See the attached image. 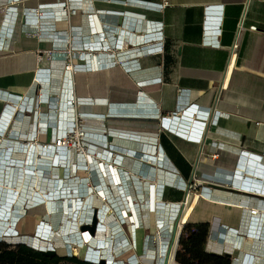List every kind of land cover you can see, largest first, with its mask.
<instances>
[{
  "label": "crops",
  "instance_id": "0c3cea01",
  "mask_svg": "<svg viewBox=\"0 0 264 264\" xmlns=\"http://www.w3.org/2000/svg\"><path fill=\"white\" fill-rule=\"evenodd\" d=\"M75 1L82 6L81 10L69 16L54 12V7L68 0H0V38L4 37L0 40V94L12 97H0V106L4 101L24 100V106L33 102L39 104L35 108L40 114L43 94L49 95V102L58 105L65 91L72 102V113L81 112L83 124L96 135L90 142L96 144L100 139L107 144L98 145V153L92 154L95 162L115 166L122 163L132 166L135 173L146 166V174L158 158L159 161L154 162L165 165L161 154L175 171L161 166L158 171L176 174L188 182L192 181L195 167L201 161L203 144L163 129L162 118L174 113L183 115L205 93L218 88L220 101H216L209 118L204 121L207 131L211 129L208 150L219 153L220 159L205 161L203 175L209 181L211 198L198 201L187 224L192 231L201 223L210 224L206 251L232 252L224 249L223 242L219 243L216 238L225 236V230L229 229L236 230L237 236H246L242 232L244 210L258 208L264 212L263 192L232 188L220 179V174L231 178L238 175L240 181L253 178L256 184L264 186V0H255L249 30L238 49L234 46L247 0H168L162 10L149 4L163 0ZM10 7H17L18 11H10ZM90 15L95 16L100 25L117 29L126 15H133L140 19L143 27L140 32L143 33L149 28V22L160 24L164 52L137 57L138 67L134 72L114 66L98 71L78 68L67 75L65 63L51 59L52 51L77 46L90 58L103 51L101 47L93 50L89 47L106 40V34L93 31ZM212 35L217 37L219 46L205 43L206 37ZM134 46L131 44L128 49ZM128 56L126 60L133 58ZM114 106L135 108L137 113L112 116L110 112ZM43 107L47 110L46 105ZM50 108L61 114L56 118L50 111L49 123L57 122L59 136H62L66 110L59 111L58 106L51 104ZM141 114L156 115L158 119L140 118ZM36 115L34 119L39 121L42 116ZM191 119L202 120L196 115ZM29 133L30 127L22 135L27 138ZM17 135H21L19 130L10 137L16 139ZM47 140L44 134L36 143ZM125 150L129 152L127 155L123 153ZM162 197L167 203H179L183 194L165 185ZM142 216V228L136 232L137 247L132 249L131 242L129 246L132 253H137L136 258L144 260L145 264H155L150 253L157 254L158 246L165 241L158 236L153 238L151 229L157 228L155 222L148 214ZM127 228L129 230V225ZM263 228L264 223L261 230ZM256 241L245 237L242 250L236 252L238 264L246 256L247 261H251L258 248L264 249V233ZM254 264H264V258L256 259Z\"/></svg>",
  "mask_w": 264,
  "mask_h": 264
},
{
  "label": "bare ground",
  "instance_id": "6f19581e",
  "mask_svg": "<svg viewBox=\"0 0 264 264\" xmlns=\"http://www.w3.org/2000/svg\"><path fill=\"white\" fill-rule=\"evenodd\" d=\"M5 30V28H4ZM3 30V31H4ZM119 30V34L121 35V38L123 37L122 34L126 37V29L121 27ZM146 33V32H145ZM144 33V34H145ZM118 38H116L117 40ZM136 38H131V41H135ZM107 40L109 41L108 37ZM110 42V41H109ZM88 56V55H85ZM90 58V55L88 56ZM73 69H75L73 67ZM11 96V95H10ZM8 95H1V98L6 99H12ZM63 99L60 100V103H50L51 105L58 106V110L65 111V120H66V127H71L72 123H69L68 119L70 116V119L73 118V111L72 106L70 102V99H67L66 92L64 91L62 95ZM49 95L44 94L43 100L44 102H49ZM29 106L27 103V106L22 105V108L25 109ZM195 111V108L191 111L186 112L184 116L187 118H192L193 113ZM137 111L135 108L131 107H121V106H114L110 112L112 116L114 115H128L133 116L136 114ZM38 114V112H37ZM40 115V114H38ZM36 115V116H38ZM55 115V112H54ZM140 118H152V119H158V116H151V115H139ZM179 119H168L165 121V126L175 132L178 133L181 136H184L186 138L194 139L193 133L190 132V130L187 129V126L182 125L181 119L184 117L180 116ZM195 117V116H194ZM12 118V108H7L5 113L3 114V117L0 121V133L5 134V129L7 127L8 121ZM50 115L44 114L42 117H40L39 121H36L35 123H32L30 127V133L27 137L34 139L38 133L42 132L45 134V131H49L50 135H54L56 138L57 135H59V125L57 122H54V120L49 123ZM193 122V119H191ZM51 124V125H49ZM56 125V126H55ZM49 126L51 128L49 129ZM66 128V129H67ZM47 134V133H46ZM25 137V135H22ZM134 136V135H132ZM99 137V136H98ZM33 143H30L29 146H26L21 143H14L9 144L11 145L9 148H7L8 141H4L3 143H0V241H6L9 239H18L22 240L23 242H26L27 244L39 248V249H56L59 248H65L67 251L71 250L74 245L78 247H82L83 249V258H87L88 260H101L102 258H105L108 260L109 263H116V264H125L123 259H116L113 254V248L115 244V240L122 242V237H120L121 234H125L123 224L118 221L116 224L112 225V228H107L104 230L106 226H102L98 232L96 237H94L89 232L86 233H74L70 234L65 232L63 223H67L68 216L71 211V204L73 203L71 199L77 197L79 203L81 200V195L83 193V189L79 186L77 179L73 178L70 179V181H67V185H63L60 178L57 177V174L54 172V167H60L66 162L62 159L63 151L61 148H59L57 145H47L36 143L35 139L32 140ZM102 142V140H101ZM7 148V149H6ZM16 149L17 151H25L27 157L25 160H14L10 157L11 152ZM126 152L128 150H125ZM88 160L87 152L85 154L79 155L78 153L75 155L73 159H75V162H72L71 164V172L76 173L78 172V162H80L81 166L84 164L83 161ZM145 157V156H144ZM84 158V159H83ZM165 158V159H164ZM160 159L165 163L166 167L172 168V165L166 160V157L164 156ZM93 159V158H92ZM106 162V161H105ZM6 163H15L18 165L17 168L12 169L9 172H5L3 174L2 169L4 168L3 165ZM22 164H24V167L21 168ZM200 164V170L203 174L204 172V162L203 159L199 162ZM89 166V165H88ZM91 167L97 169L103 177L105 175L108 176L107 180L104 179L106 182L105 184L112 183V186H115V193L118 195L121 199V202L115 201L117 208L120 209L121 207H124L127 211V218L126 221L130 222V216L131 213L128 212V210L133 211L135 215V219L140 227L142 228L141 224V217L140 212H145L146 209H150V197L152 194V190L154 186L151 187V178H140L139 175L133 173L131 174L132 179H130V182L127 180L126 174L124 171H120V168L115 167V165H110L106 163L97 164L95 160L93 159V162L91 163ZM151 167V166H150ZM147 167H140L138 172H143L144 169ZM151 168H149L150 170ZM111 172L114 173V175H111ZM3 176V177H2ZM50 176L52 178V181L47 180ZM4 178V179H3ZM221 181H225L228 185L232 186V188H238V189H244L247 191H259L264 193V186H260L258 184H252L250 180H243L240 181V176L234 175L232 178L229 177V175L220 174ZM41 181V183H40ZM175 185L177 188L185 189L188 191V186L186 185V182L182 180L179 176L172 173L157 171L156 175V186L155 188H160V190H155L154 195L156 198V202L159 199L160 191H162V188L167 185ZM38 187V188H37ZM103 188V186H101ZM102 192L105 194V196L109 195L107 194V190H102ZM96 191L88 195L85 201L82 202L84 207L91 206L92 204L99 205L101 209H112L111 205L103 204L102 197L100 195H94ZM107 194V195H106ZM194 202L192 204H188L187 207V214L183 215V220H181L178 230L180 231L182 227L184 226L185 221L188 219L190 212L195 207L196 201L199 197L205 196L211 198L210 192H205L203 190V187H199L197 191L194 192ZM203 199V198H202ZM103 204V205H102ZM39 205H45L48 211V217L51 218L50 222L44 221L39 225V228L37 230L38 235L36 237H24L22 238L20 236V233L17 230V225L21 218L25 215V213L28 210H31L35 207H38ZM122 209V208H121ZM158 211V219H155V225L158 229V231L162 230L165 231L166 229H175L176 228V217L178 215V212L180 210V204L179 203H170L169 205L165 204L164 206H160L156 209ZM61 212V215L57 216L55 214ZM75 211V210H74ZM122 211V210H121ZM74 214L76 215L77 212ZM56 217H55V216ZM121 217L123 214L121 213ZM244 228L242 229V232L247 234L249 230L252 228V216L250 215L249 210H244ZM256 218H260L256 217ZM261 221V218H260ZM52 224L55 225L57 228L54 230L52 227ZM261 227V222L259 223ZM138 229V230H139ZM178 231V232H179ZM257 232V231H256ZM233 231H228V233L225 235V242H223V248L229 249L233 251L235 249V245L238 246L240 242V238L238 239L237 235L234 234ZM237 233V232H236ZM56 235L60 236L62 238V243L55 247L53 244V237ZM242 235V234H241ZM244 236V235H242ZM258 235L255 234L254 242L256 241ZM178 236H176V239ZM41 240L48 241V245H43L41 243ZM104 240V241H102ZM98 241H102L103 243H106V248H102L99 251L94 249L95 246H98ZM177 241V240H176ZM217 241V240H216ZM258 241V240H257ZM256 241V242H257ZM220 243V242H219ZM262 246V245H261ZM171 249V247H170ZM259 249V248H258ZM57 250V249H56ZM255 247L252 248V253L255 252ZM166 251V247L163 248V252ZM259 251V250H258ZM257 251V252H258ZM170 253V251L168 252ZM150 255L153 257L154 253L151 252ZM165 255H167L165 253ZM166 257L162 258L160 261V264H164ZM169 264H176L174 261V249L170 253L169 256ZM241 264H248V261L242 260Z\"/></svg>",
  "mask_w": 264,
  "mask_h": 264
},
{
  "label": "built area",
  "instance_id": "2783aa9c",
  "mask_svg": "<svg viewBox=\"0 0 264 264\" xmlns=\"http://www.w3.org/2000/svg\"><path fill=\"white\" fill-rule=\"evenodd\" d=\"M255 0H247L246 2V9L240 19L239 25H238V30H237V37H236V44L234 46L235 49H238L239 45L241 44L244 34L249 30V20H250V15H251V10L253 7ZM144 4L146 3V1L143 2ZM151 5L154 9L156 10H162L164 9L167 5H168V0H163V2L161 3H153V4H149ZM81 5L78 4L77 1L75 0H68L67 3H63L60 6L54 7V12H56V14L58 13H63V14H68L69 16H73L76 15L78 13V11L81 10ZM10 11H18V8L16 7L15 9L10 7ZM25 13L27 14L28 11L26 10ZM90 20L92 23V27H94L93 31H101L103 34H106V40L102 41V42H95L94 44H92L90 47V49H98L99 47H101L103 49V51L99 54H95L92 56V58H89L88 56H85L84 53L80 52L79 48L76 47H70L67 50L64 51H59V50H54L51 52V59L52 60H57V61H62L65 63V73L68 75L71 72H74L76 70L82 69V68H86L89 71H98V70H102L104 68H110V67H114V66H121L125 71L127 72H134V70L136 69V67H138V58L137 57H141V56H146V55H159L161 53L164 52V48H165V42L162 38V26L160 24L157 23H151L149 22V28L146 29L145 32H148L149 34H152L153 36L149 37L148 33H143L140 32L143 27H141V25L139 24V20L138 17L135 16H127L124 17V21L121 23V27L126 28V34L127 36H123L121 38V35L119 34V30H117V27H111L110 25H100L98 23V20H96V17L93 15H90ZM97 27V28H96ZM120 27V28H121ZM9 30L6 31V34H8ZM113 33H115L113 35ZM5 34V35H6ZM96 35H98L97 33H95ZM117 34V35H116ZM3 35V34H2ZM107 37L109 39V41L107 40ZM136 38L134 39L135 41H131V38ZM4 37L2 36L0 38V40H2ZM116 38H118L116 40ZM120 38V39H119ZM154 39V40H152ZM157 39V40H156ZM159 39V40H158ZM205 43L209 44V45H213V46H219V42L218 39L215 35L212 36H207L205 39ZM131 44H135L136 46H134L131 49H128L130 47ZM80 45V44H79ZM34 45H30V48H34ZM88 46V45H87ZM132 56V59H128L126 60V56ZM129 57V56H128ZM135 57V58H134ZM80 60V63H76V60ZM73 67L75 69H73ZM218 88H213L211 91L205 93L202 97H200L197 102H195L192 107L188 108L186 111L183 112V115H180L182 117H184L183 119H181V122L183 123L182 125L187 126V129L190 130L191 133H193V137L194 139L191 138H186L188 140H191L193 142H196L198 144H203V149L201 151V160L203 159V162L205 163L206 160H212V161H217L218 159H220V154L219 153H210L208 150V145L210 144V138H211V129L207 131V127H206V123H205V119L207 120L210 116V110L212 109V107L214 106V104L216 103V101H220V97H218ZM44 95V94H43ZM43 97V96H42ZM42 100L41 102H44L43 98L40 99ZM19 103L14 107L13 105L12 107V117L15 115V113L17 112V109L22 107L19 106ZM51 102H49L50 104ZM11 104L8 103L5 106V109L0 117V121L3 117V114L5 113L6 109L9 108ZM195 111L193 113V117L196 115V117L202 119V120H195L192 122L190 118H187L186 116H184L186 114L187 111L194 109ZM24 111L26 113H37V109L35 108V103H31L29 104V106L27 108L24 109ZM44 114L48 115L49 113L46 112H41L40 116H43ZM77 112L73 114V118L72 120L70 119L69 116V123H72L71 127L67 128V131L65 133V135L59 136L57 135V137L55 138L54 135H50L49 131H45V133H48V135H50V140L51 143L49 146L53 145H57L59 148L62 149L63 154H62V159L64 161H67L69 158H71L72 154H73V150H76V153H78L79 155L81 154H85L86 152L88 154H93L96 155L98 153V145H104V143L101 142L100 139H97V143L93 144L90 142V140L92 138H95L96 135H92V131L90 130V127L86 126L83 124V119L84 116L81 115L80 118H78L77 116ZM177 113H174L172 115L169 116H165L162 118V126L163 129L167 130L170 133L173 134H178L175 133L171 130H169L166 126H165V121L171 118L174 119H179L181 118ZM50 119V118H49ZM11 120L12 118L8 121L7 127H6V131L5 134L0 133L2 137H4L7 132L8 129L10 127L11 124ZM79 121L81 123H79ZM50 125V124H49ZM51 127L49 126V129ZM42 133V132H40ZM179 135V134H178ZM47 146V145H45ZM112 149L113 146L111 145ZM13 153V151H12ZM129 153V152H128ZM12 154H10L11 157ZM136 156V154H135ZM162 157V155H160ZM88 157V155H87ZM86 159V157H84ZM89 158V157H88ZM94 159V158H93ZM89 160V159H88ZM96 160V159H94ZM148 169V168H147ZM144 172V171H143ZM218 174L220 173L219 170H217ZM217 174V173H216ZM217 174V175H218ZM127 175V174H126ZM127 180L130 182V179H132V176H126ZM250 182L252 184H256L257 182H255V180L253 178H251ZM111 184V182H110ZM130 184L132 185V183L130 182ZM186 185L188 186V191H186L185 189H180L181 191H185L186 192V196L183 199L182 202H179L180 204V210L178 212V218L180 217V219L182 218L183 215L187 214V207L188 204H192L194 201V192L198 190V188L201 186L203 187V190L205 192H209L210 191V187H209V181H207L204 178V175L202 174L201 170H200V164L198 163L195 167V172H194V176L192 181L190 182V184H188L186 182ZM223 185V184H222ZM102 186V185H101ZM152 187V185H151ZM250 192H258V191H250ZM201 198H207L205 196L199 197L196 201V204L198 203V201ZM74 200L76 199L77 201V207H78V199L77 197L73 198ZM73 199H71V201L73 202ZM159 201V200H157ZM81 202V201H80ZM195 204V205H196ZM158 206H162L161 204H158V202L155 203L154 205V192L152 190V194L150 197V209H146V213H150L154 206L155 208H157ZM76 207V208H77ZM114 207V206H113ZM111 206L112 209H101L99 206L95 209H93V222H94V217L96 216L97 220H98V225H100L102 227V223L103 220L114 210ZM71 211L69 213V216L74 217L76 213V210L74 208V203H71ZM75 210V211H74ZM120 210V216L121 213L123 214L122 220H126L127 218V211L125 208L119 209ZM122 210V211H121ZM129 213H131L130 216V222L126 221L124 223V225L128 224L129 226H131V230L133 231H137L140 227L139 223L133 219H135L134 217V213L131 210H128ZM250 215L252 216V228L249 230V232L246 234V236H242L240 234H238V239L240 238V242L237 245H235V249L230 252L232 253V256L234 255L235 252L237 251H241L243 244H244V240L245 237H251L252 239L255 238V234L258 236H261L262 233H264V228L261 230L260 227V222L264 223V212H262L260 209H250L249 210ZM145 212L142 211V213H140V217L144 214ZM68 216V217H69ZM261 218H256L259 217ZM176 221V220H175ZM178 222V219L177 221ZM262 223V224H263ZM176 224V223H175ZM185 224V223H184ZM180 223L176 224V228L172 229V233H175V242L173 243V245H169L166 243H162L160 245V256L157 260V257H154V260H157V264L160 263V261L162 260V258L166 257L168 254V252L170 251V253L173 251L174 249V261L176 262V255L178 252V247H179V243L176 241V236H181V230L179 231ZM222 228H226L225 225H222ZM100 228H98L99 230ZM131 230H129L131 232ZM170 230V229H168ZM179 231V232H178ZM226 233H228V231H233V232H237L236 230L233 229H229V230H225ZM224 231V232H225ZM257 231V232H256ZM83 233H86L87 231H82ZM79 233V232H77ZM81 233V232H80ZM256 236V237H258ZM95 237V235H94ZM120 237H122V242L118 241L117 239L115 240V244H114V248H113V253L115 252L114 249H121V247L123 245H127L128 241H127V234H121ZM225 236H220L217 239V241H221V242H225ZM129 240V239H128ZM135 243V242H134ZM104 245V246H103ZM125 245V246H126ZM107 244L103 243L102 241H98V246H92L94 247V249L96 250H100L102 248H106ZM166 247V251L163 252V248ZM171 247V249H170ZM259 251L257 252L258 254H264V249L259 248ZM158 254V253H157ZM67 256H73V249L70 250V252H68L66 254ZM156 255V253L154 254ZM116 258V257H115ZM83 261L86 262H90V263H94V264H101L102 260L105 258H102L101 260L95 261V260H88L87 258H80ZM117 259V258H116ZM248 259V256L245 257V260ZM257 258L252 256V260L248 262V264H254L255 260ZM106 260V259H105ZM234 260V264H238L236 257L233 258ZM125 262V264H144L140 259L137 260V258L135 257V255H131L128 260H123ZM106 264H111L108 262V260H106ZM112 264H116V263H112Z\"/></svg>",
  "mask_w": 264,
  "mask_h": 264
},
{
  "label": "rangeland",
  "instance_id": "374dc122",
  "mask_svg": "<svg viewBox=\"0 0 264 264\" xmlns=\"http://www.w3.org/2000/svg\"><path fill=\"white\" fill-rule=\"evenodd\" d=\"M41 101L42 100H40V104H41L40 108H41L42 112L50 113V111H51V113H54L53 110L50 108L49 102L47 103V102H41ZM18 102H20L19 106L25 104L24 100H22V101L21 100H19V101H17V100L4 101L2 103V105L0 106V117H1V115L5 109L6 104L10 103L11 105H13L15 107L18 104ZM37 105H39V104L35 103L36 108H37ZM43 105L47 106V110H44ZM77 114H78L77 115L78 118H80V116L83 115L81 112H78V111H77ZM35 115H36L35 113H26L22 107L18 108L17 112L12 117L11 124H10V127L8 129L7 134L4 137L0 138V141L3 138L5 139L4 141H8L7 148H9L11 146L9 144H12V145L14 144V142L11 140H15L16 141L15 143H21V144L25 145L26 148H27V146H29V144L31 143L32 140L34 141V139H35V142H37V140L40 139V136L44 135L43 133H38L34 139H31L29 137L25 138L22 136V132L26 131L28 129V127H31L32 123L36 122V120L34 119V118H36V117H34ZM55 116L57 118V116H61V114L57 111V112H55ZM79 123H81V122L79 121ZM65 126H66V124H65ZM66 128L67 127H65V133L67 131ZM18 130L20 131L21 135L20 136L17 135V136H19L18 138L12 139L10 136L12 135L13 132H15V133L18 132ZM45 136L48 138L47 142L40 143V144L50 145V143H51L50 135H48V133L47 134L45 133ZM3 142H1V143H3ZM104 145H107V144H104ZM0 148H2V147H0ZM73 151L74 152H73L71 158H69L67 160V162L65 161L66 164L64 163L60 167H57V166L54 167V169H55L54 172L57 174V177L60 178V180L62 181V184L67 185L68 180L70 181V179L75 178V179H77L79 186L83 189V193L81 195V200L85 201V199L87 198L88 195H91L96 191V193L94 195L95 196L97 194L100 195L102 197L103 204H106V205L110 204L112 207L113 206L118 207V206H116L115 201L119 200V202H121V199L115 193V186H112V183L110 184L108 182H107L108 185H106L105 184L106 182L104 181V179L107 180L108 176L105 175V177H103V175H101V173L97 169L91 167V163L93 162L92 158H94V156L92 154L88 155L89 160H87V159L84 160L83 161L84 164L82 166L80 164L81 161L78 162L79 163L78 164V172H76V173L71 172V164H72V162H75V159H73V158L77 154L76 150H73ZM123 153L126 155L128 154V152H124V151H123ZM11 154H12L11 158H13L14 160H25L27 157L26 150L25 151H21V150L17 151L16 149H14L13 153L11 152ZM154 161H159V158H158V160L156 159ZM154 161H153L154 165H151L150 171L147 172L146 174L144 172H138V170L135 173L133 171L132 166L124 165L122 163L116 164L117 166H115V167L120 168L122 170H125L128 173L127 174L128 176L135 173V174L139 175L140 178H147V177L149 178L150 177L151 183L154 185V188H153V192H154L155 190L158 189V188H155V186H156L155 185L156 184V175H157L158 167L161 166L166 170L168 169L169 171H171V170L175 171L174 168H170V167L168 168L163 164L158 165ZM97 163H98V161H97ZM3 166H4V168L2 169L3 174L6 171L10 173V171L12 169H15L18 167V165H16L15 163H6ZM23 167H24V164H22L21 168H23ZM47 177H48L47 180L52 181V178L50 176H47ZM190 182L191 181H188L187 183L190 184ZM40 183H41V181H40ZM217 184L221 185V183H217ZM101 185L103 186V188L101 187ZM167 186L170 190H175V191L181 192L183 194V199L185 198V196H186L185 191H181L175 185L167 184ZM102 190H104V191L107 190L108 191L107 193H109V195L106 194L107 196H105V194L102 192ZM158 190H160V188ZM159 194H160L159 199H158L159 201H157L158 204H161L163 206L165 204L169 205L170 203H167L163 200L162 191H160ZM96 198H97V196H96ZM183 199L180 202H182ZM83 201H81L80 203L78 201V207H77V201H76V199L75 200L73 199L74 208L75 209L78 208V210H76L77 214L74 217L69 216L67 223H63V227L65 229L64 231L67 233H70L71 235L76 233V232L82 233L83 227H85V226L92 227L94 225L93 209L97 208L99 205L92 204L91 206L84 207L82 204ZM155 203H156V198L154 195V205H155ZM158 207H160V206L157 205V208ZM121 208H124V207H121ZM157 208H155V206H154L153 210L148 214L151 216V220L153 221V223L155 222V219H158V217H159L158 216L159 210L156 211ZM118 211H119L118 208H114V210L103 220L102 226H106L104 228V230H106L107 228L111 229L112 225L116 224L118 221H120L123 224L124 232L127 234V237H128L127 241L129 243H127V245L125 244L126 246L123 245L121 247V249H117V248L114 249L115 252L113 254L117 259L128 260V258L131 255H135V257H137V253H132L133 252L132 249H136V247H137V237H136L137 231L131 230V226H129V230H131V232L128 230V228H127L128 225H126V224L124 225L126 220H124V219L122 220V217L120 216V213ZM55 215L60 216L61 212L59 211V213H57ZM48 216H49L48 211H47V208L45 205H39L38 207H35L31 210H28L25 213V215L21 218V220L19 221V223L17 225V230L20 233V236L22 238H24V237H36L38 235L37 230L39 228V225L41 223H43L44 221H46V222L51 221V218ZM142 217L143 216H141V218ZM177 219H178L177 223H180L181 220H183V216L181 219H180V217L178 218V216H177L176 221H177ZM186 224H187V220L185 221L184 227L181 230V235L184 233V228H185ZM52 227L54 230L57 228L53 224H52ZM87 232L92 234L89 230H87ZM97 232H98V229L95 233V237L97 235ZM151 233L153 234V238H157V236H158V237H161L164 239L165 242L162 241L160 243V245L162 243L173 245V243L175 242V240H174L175 239V233L174 234L172 233V229H170V230L166 229L165 231H162V230L158 231V229L154 227L151 229ZM184 235H186V232L184 233ZM102 241H104V240H102ZM154 241L155 240H153V243H154ZM5 242L10 243V244H18V243L22 242V240H20V238L14 239V240L9 239V240H6ZM130 242L132 243V249H131V246H129ZM41 243L43 245L49 244L48 241H44V240H41ZM61 243H62V238L60 236L56 235L55 237H53V244L55 247L59 246ZM160 245L158 246V250H157L158 254L153 255V258L157 257V260L160 256ZM129 248H130V250H129ZM56 249H57V252L61 255H66L68 252H70V250L67 251V249H65V248L57 247ZM72 249H73L74 254H77L79 256V258H83L82 247L80 248V247L74 245ZM180 249H181V246L179 245L178 251ZM236 255L237 254L235 252L234 256L236 257ZM253 256L256 257L257 260L264 258V254L256 253ZM138 259L139 258H137V260ZM140 260L145 264L144 260H142V259H140ZM157 260H153L155 262V264H157ZM176 262H177V264H179V262L177 260H176Z\"/></svg>",
  "mask_w": 264,
  "mask_h": 264
},
{
  "label": "trees",
  "instance_id": "16d2710c",
  "mask_svg": "<svg viewBox=\"0 0 264 264\" xmlns=\"http://www.w3.org/2000/svg\"><path fill=\"white\" fill-rule=\"evenodd\" d=\"M186 232V235L184 233ZM184 233L180 237L181 249L177 252L176 260L179 264H234L232 257L226 254L208 252L205 245L211 234L209 223H201L192 231L186 224ZM0 264H94L83 261L77 254L48 255L26 243L10 244L0 242ZM103 264V263H101Z\"/></svg>",
  "mask_w": 264,
  "mask_h": 264
},
{
  "label": "water",
  "instance_id": "95a60500",
  "mask_svg": "<svg viewBox=\"0 0 264 264\" xmlns=\"http://www.w3.org/2000/svg\"><path fill=\"white\" fill-rule=\"evenodd\" d=\"M191 110H193V109H191ZM191 110H189V111H191ZM188 112V111H187ZM98 228H101V226L100 225H98V220H97V218H96V216L94 217V225L92 226V227H90V226H85V227H83V231H87V230H89L91 233H92V235H95V233H96V231H97V229ZM0 242H2V241H0ZM177 242L179 243L180 242V235L178 236V238H177ZM22 243H26V242H23L22 241ZM27 244V243H26ZM29 245V244H28ZM29 246H31V245H29ZM32 248H34V249H36V250H38V251H40V252H42V253H44V254H48V255H56V254H58V252H57V250L56 249H48V250H45V249H39V248H36V247H33V246H31ZM227 256H229V257H232V253H230V252H226L225 253ZM169 256H170V253H168L167 254V260H165V263L164 264H169ZM102 263L103 264H106V260L105 259H103L102 260ZM160 264V263H159Z\"/></svg>",
  "mask_w": 264,
  "mask_h": 264
}]
</instances>
